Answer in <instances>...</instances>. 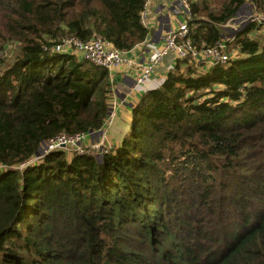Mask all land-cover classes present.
I'll use <instances>...</instances> for the list:
<instances>
[{
	"label": "trees",
	"instance_id": "trees-1",
	"mask_svg": "<svg viewBox=\"0 0 264 264\" xmlns=\"http://www.w3.org/2000/svg\"><path fill=\"white\" fill-rule=\"evenodd\" d=\"M146 1L0 0V264H264V24L224 26L264 0H189L192 48L223 41L228 60L177 59L102 156L27 164L108 114V71L52 45L128 51L149 37Z\"/></svg>",
	"mask_w": 264,
	"mask_h": 264
},
{
	"label": "built area",
	"instance_id": "built-area-1",
	"mask_svg": "<svg viewBox=\"0 0 264 264\" xmlns=\"http://www.w3.org/2000/svg\"><path fill=\"white\" fill-rule=\"evenodd\" d=\"M180 2L181 11L184 14L189 13V0H178ZM251 2L252 0H245ZM147 1L145 2V6ZM144 6V10H145ZM142 11V17L143 12ZM256 20L263 22L264 16H258ZM143 23V21H142ZM229 24V23H227ZM226 24V25H227ZM51 49L60 53H72L81 59H84L94 65L106 70L125 66L128 69L136 70V84L144 83L153 73L155 68L161 63L164 56L172 54L174 59H185L192 57L200 64L212 66L218 62H225L229 58V54L225 49L223 41H218L214 46L197 51L192 48L188 37V27L185 21L178 26L169 28L163 36V45L154 54L151 61L140 62L139 57L127 55V51L116 49L110 42L102 38L100 35H93L88 41H83L75 36H63L58 39L57 43L52 45ZM109 121L104 119L99 129L98 138L87 143L92 131L87 133L79 132L74 134L59 133L56 136L45 141L40 147L39 155L34 156L28 163L39 161L44 155L55 150L76 151L78 153H86L92 156H100L113 150V146L108 144L106 140V130Z\"/></svg>",
	"mask_w": 264,
	"mask_h": 264
},
{
	"label": "crops",
	"instance_id": "crops-1",
	"mask_svg": "<svg viewBox=\"0 0 264 264\" xmlns=\"http://www.w3.org/2000/svg\"><path fill=\"white\" fill-rule=\"evenodd\" d=\"M185 17L186 14L181 11L178 0H147L142 21L150 30L149 37L128 50L127 55L139 57L140 62L151 61L154 54L163 45L165 32L185 21ZM254 17L250 4H243L236 16L227 22L229 24L224 25L227 28L226 32H230L227 37L231 39L235 32L248 21L255 19ZM78 59L81 58L78 57ZM175 62L172 54L164 56L151 76L141 84L135 82V69L121 66L107 70L111 92L107 98L108 114L105 119L109 121L106 140L110 146L116 148L121 144L122 139L130 129L132 107L139 101L143 93L158 87L164 81L166 73L173 68ZM99 135L98 130H93L87 143L96 140Z\"/></svg>",
	"mask_w": 264,
	"mask_h": 264
},
{
	"label": "rangeland",
	"instance_id": "rangeland-1",
	"mask_svg": "<svg viewBox=\"0 0 264 264\" xmlns=\"http://www.w3.org/2000/svg\"><path fill=\"white\" fill-rule=\"evenodd\" d=\"M256 35H257V38L259 39L258 41H259V43L261 44V45H263L264 44V32H261V31H256ZM232 52H234L233 50H232ZM13 60V54L10 56V58H9V63H11V61ZM183 69H184V67H183ZM71 151V150H70ZM68 155H71V153H68ZM100 156H102V155H100ZM97 157H99V156H97Z\"/></svg>",
	"mask_w": 264,
	"mask_h": 264
},
{
	"label": "water",
	"instance_id": "water-1",
	"mask_svg": "<svg viewBox=\"0 0 264 264\" xmlns=\"http://www.w3.org/2000/svg\"><path fill=\"white\" fill-rule=\"evenodd\" d=\"M36 155H39V152H37Z\"/></svg>",
	"mask_w": 264,
	"mask_h": 264
}]
</instances>
